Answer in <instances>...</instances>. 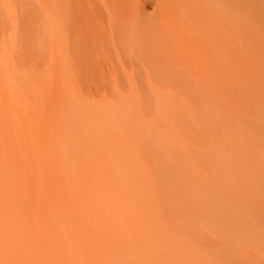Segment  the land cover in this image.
<instances>
[{"label": "bare ground", "instance_id": "bare-ground-1", "mask_svg": "<svg viewBox=\"0 0 264 264\" xmlns=\"http://www.w3.org/2000/svg\"><path fill=\"white\" fill-rule=\"evenodd\" d=\"M40 2V55L52 66L55 85H81L89 93L99 85L181 86V97L194 108L203 100L207 112L194 110L192 117L200 123L191 138L166 127L169 143L175 137L189 151L188 160L212 163L243 187L242 207L251 205V197L261 205L253 196L264 193V0ZM6 64L0 55V264H264L255 252L233 249L227 237L205 246L179 224L159 234L154 223L162 201L153 196L138 194V208L126 209L119 195L137 185L135 162L145 158L122 145L120 132L103 149L99 139L75 129L83 124L73 110L65 116L54 108L49 114L59 130L54 142L60 146L65 132L61 151L77 160L70 172L60 166L57 146L34 131L23 135L10 129L12 140ZM60 100L69 107L73 103L65 92ZM118 110L112 120L124 117ZM65 125L77 133L76 142ZM216 185L231 198L221 182ZM241 244L264 253V234ZM222 245L229 251L224 253Z\"/></svg>", "mask_w": 264, "mask_h": 264}, {"label": "rangeland", "instance_id": "rangeland-1", "mask_svg": "<svg viewBox=\"0 0 264 264\" xmlns=\"http://www.w3.org/2000/svg\"><path fill=\"white\" fill-rule=\"evenodd\" d=\"M40 9V0H0V55L8 65L6 69H9L10 79L9 137L14 139L10 129H17L23 135L34 131L37 136L45 141L50 140L57 146L59 164L68 170L76 166L77 160L72 156L64 158L60 146L67 139L65 132L60 146L54 142V137L59 133L54 123L49 120V114L54 108L59 107L65 116L73 110L83 124L75 129H78L79 134L99 139L97 142L103 149H108L115 133L120 132L123 136L122 145L126 144L133 156L141 154L145 158L135 162L136 167L140 169L139 174L135 173L137 185H131L133 190L127 189L124 194L119 195L126 209L131 206L138 208V194L153 196L156 201H162L154 223V228L159 234H163L164 229L170 230L169 226L172 228L174 224H179L183 227L184 234L193 235L192 240H200L205 246H214L212 241L227 237L233 249L237 248V251L245 255L255 252L257 258L264 260V253L258 251L257 246L241 244L242 240L248 238L255 242L264 234V193L253 196L261 203L260 206L251 197V205L242 207L240 201L242 203L247 198V194L242 192L243 187L236 181H230L229 176L216 172L212 163L203 159L188 160L189 151L186 152L185 146L175 137L173 142L169 143L171 138L165 128L174 127L183 139L191 138L193 131L199 129L200 123L192 114L194 110L198 114L207 112V103L199 99L198 107L194 108L191 104L193 102L181 97L184 92L181 86L165 83L133 86L128 84L118 87L99 85L90 87L92 93L81 85H55L53 68L46 64L40 55ZM79 88L84 93L83 97L80 96ZM118 89L122 90L123 95L117 92ZM62 92L72 99L70 107L68 102L65 104L60 100ZM117 110L124 117L117 115L112 120V114H116L114 112ZM0 120H3L1 113ZM67 121L71 125L75 123L68 117ZM71 125H65V128L71 131L70 138L76 142L78 135L71 130ZM59 127L61 128L60 125ZM124 149L127 151V148ZM173 149L176 152H173ZM182 163L184 165H181ZM11 166L9 162V174L13 173ZM218 182L230 190V199H226L223 192L218 191ZM243 182L245 185L248 183L246 180ZM98 183L100 188L105 185L103 178L99 179ZM96 185L93 184L91 190L96 188ZM96 189L95 195H98L99 189ZM222 189L221 191L224 190ZM215 192H218V196ZM134 201L136 204H133ZM191 210L196 211L194 214H199L195 220L191 217L194 216ZM125 211L124 214L127 215ZM215 212H224L229 217L227 220H221L218 216L214 217ZM255 212L257 213L253 215ZM137 227L142 230L143 225ZM257 233L260 235L255 236ZM222 247L224 253L229 251L227 246Z\"/></svg>", "mask_w": 264, "mask_h": 264}]
</instances>
